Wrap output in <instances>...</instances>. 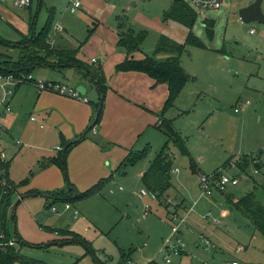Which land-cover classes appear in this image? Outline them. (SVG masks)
<instances>
[{"label": "rangeland", "instance_id": "rangeland-1", "mask_svg": "<svg viewBox=\"0 0 264 264\" xmlns=\"http://www.w3.org/2000/svg\"><path fill=\"white\" fill-rule=\"evenodd\" d=\"M72 1L33 0L30 8L23 9L0 0V38L12 43L6 45L0 42V61L7 66L11 65L10 61H16L23 45L30 42L25 39L37 35L50 14H53L50 42L78 49L85 62L91 61L94 56L97 59V51L100 52L98 54L105 55V47L111 42L118 14H126L129 24L135 30L148 31L143 48L149 55L153 54L162 34L179 42H184L187 38L185 26L163 19L164 10L169 7L171 0H82L83 6L77 13L70 10ZM251 1L254 0H224L219 9H198L194 32L204 47L188 46L182 55L184 68L195 78L186 85L168 113H181L180 116L177 115V125L180 128V124L184 126L181 134L188 149L191 148L195 163L199 165L198 173L201 168L210 175L222 168L230 158L234 159L249 151L255 152L264 146V23H245L239 17V6ZM262 11L264 12V0ZM205 18L214 22L213 33L204 26ZM57 24L65 29L56 30ZM252 28L255 29L254 32H251ZM50 60L54 58L50 57ZM53 68L56 67L40 64L28 72L35 82L54 81L67 85L69 89H77L79 82L85 80L79 75L77 70L81 68L77 66L65 67L66 70ZM68 69H73V72L66 74ZM85 72L87 73L86 70ZM13 73L19 75L18 72ZM87 79V83H83L88 89L86 96L91 103L96 104L99 98L95 80L91 75ZM19 87L18 95L26 89H36L38 92L33 83H23ZM28 94L31 96V93ZM246 101L250 103L247 105ZM237 107L240 108L239 112L235 111ZM154 115L157 120L159 113ZM151 130H154L152 134L148 132L138 140L131 150L132 155L126 156L122 150L112 146L99 155L89 152L87 146H83L86 144L72 148L67 152L66 170L62 167L63 152L56 149L58 143L51 140L35 143L32 139L26 143L27 151L19 153L11 164L9 179L18 185L17 190L22 194L36 191L40 196L26 197L20 201L14 211V219L13 208L10 211L8 229L11 240L16 242V236H20L29 244L18 242L17 247L21 248V252L47 264H96L94 257L88 254L87 248L81 242H59L65 241L63 231L66 230L89 242L98 257H107L106 264H123V252L131 251L130 249L136 252L146 244L147 251L143 255L150 256L159 252V243H162L166 233L169 234V226L161 225L165 230L159 227L165 211L154 196L150 193L147 196L140 194L145 189L142 172L147 171L171 136L163 128L152 127L149 131ZM21 141L25 142L22 139ZM198 147L206 158L204 164L198 158ZM167 148L173 160L175 159V167L180 169L179 173L172 171V180L182 186L180 192L171 189L168 201L175 203V199L187 194L190 206L201 193L205 197L199 204L204 207L209 204L203 210L204 213L211 210L221 221L216 225L217 232L212 239L219 247L215 254L213 250L205 249L204 243L198 242L197 234L202 232V220L198 221L196 217L187 218V223L182 226L186 228L191 224L193 232L191 235H184L189 256L182 264H215L217 261L231 262L233 259L239 264H262L259 258H264V254L258 258L259 263L252 254L259 249L264 252V235L258 232V240L249 245L253 225L229 199L232 196L233 200H238L255 190L254 181L242 173L238 166L229 167L226 175L238 177L239 184L229 185L224 191L214 190L206 197L201 190L200 176L193 174L189 166V156L182 154L173 142ZM143 151V159L136 164L126 165L129 159L133 160ZM121 161L122 164L125 162V166L117 170ZM111 174L112 180L101 192L79 200L61 199V196L68 197L65 192L71 194L69 184L75 191L82 192ZM263 176L264 169L256 179L262 181ZM120 186L122 190L119 189ZM186 187L187 190L184 189ZM110 189L114 192L110 193ZM260 193L261 189L258 195ZM49 195L52 197L47 198ZM14 196L17 198V193ZM56 197L60 199H55ZM213 197L217 201L212 200ZM16 200L14 199V203ZM64 202L78 208L80 214L77 220L68 214L60 217L51 211L50 204L53 203L52 205L62 211ZM147 207L151 211L145 216ZM173 207L169 208L171 212L175 210ZM224 209L228 214H223ZM59 230H63V233ZM248 230L249 237L242 239V233L247 231V234ZM238 241L249 245L247 258L233 251ZM144 251L145 249L142 250ZM155 260L163 264L159 255Z\"/></svg>", "mask_w": 264, "mask_h": 264}, {"label": "crops", "instance_id": "crops-1", "mask_svg": "<svg viewBox=\"0 0 264 264\" xmlns=\"http://www.w3.org/2000/svg\"><path fill=\"white\" fill-rule=\"evenodd\" d=\"M1 1H3L6 4L11 3L12 5H15V0H1ZM251 2L242 3L239 6V9L241 7L247 6ZM32 3H33V0H32ZM82 6H83V1H82ZM81 7L77 11L75 12L71 11V12L77 13L81 9ZM3 8H5V6H3ZM168 8H166L165 10H167ZM122 16H127V15L118 14L115 19V25L117 24V18L122 17ZM56 26L57 25H55V27ZM113 28L114 29L112 31L111 42H109L108 45L105 47L107 51L104 53L105 55L98 54L100 52L97 51V60H98L97 63H93L92 60L89 62L83 61V59L81 58L79 54L80 52L78 50L79 53L77 54V57L79 58V60L87 64L90 68L98 71L100 76L103 78L105 85L107 86V91H106V96H105V104H104L102 120L100 124L94 126V128L90 132H88V134L82 140L76 142L70 148V150L72 148H77L78 146L82 144H86L83 146H87V149L89 150V152L95 155H99L102 151H104V149H109L111 148V146L122 150L124 155L130 154L131 150L134 149V147L137 145L138 140H140L142 136H144L148 132H151L152 134L154 130H151V131L149 130L152 129V127L158 128L157 126L160 125V121L162 124V120H161L162 113H164L163 115L164 118H166L167 120H171L174 129L178 131L180 134H181L182 129H184L183 124L179 125L181 126L182 129L178 127L177 125L178 123L177 115L180 116L181 113H173L171 115L170 113H168V111L170 108L175 106L176 102L178 101L181 93L183 92L186 86L184 87L180 95L177 97L174 105L168 108L166 111H164L163 108H164V105L169 95V88L166 83H157L155 79H153L147 73L142 72V71L129 70V71L119 72L116 70L117 65L122 63L126 58H130V56H128L125 51L119 48L118 31L116 27H113ZM64 29L65 28L63 27V30ZM187 35H188V31H187ZM51 44L52 46L57 47V48L76 49V48L68 47L66 45H60V44L54 45L53 43ZM146 55H149V53L144 50L143 45H142V51L134 52L131 55V57H133L134 59H142ZM167 56L168 54H159L158 58L164 59ZM94 57L92 59H94ZM181 60H182V57H181ZM182 65H183V60H182ZM49 66L56 67V68H63V70H66L64 69L65 67L67 68L75 67L72 65L57 67L55 66V64L49 65ZM77 67L81 68V69H78L77 71L78 73H80L79 75L83 77V79H85V80H82V82H79L78 85L85 86V84L83 83L84 81L85 83H87L86 81H88L87 78L89 77V74L85 72L86 69L84 67H81V66H77ZM56 68H53V69H56ZM72 70L73 69H68L67 71H65V73L66 74L72 73L73 72ZM19 89L20 87L16 89L14 95L12 96L11 113L7 114L4 119L0 118V121H1L0 122V137L2 140V143L0 144V150H2L6 154L7 161H10L9 169L11 167L12 162L17 157V155L19 153H23L27 151L28 144L26 146L25 144L29 143L31 139L32 141H35V143H40V142L44 143V142H47L48 140H51L53 142H56V144L58 143L56 146V149H58L59 152H64L68 144L70 145L71 143L77 141L84 133H86L88 127L92 124L95 118L96 104L91 103V101L86 96V94L88 93L87 88H86L85 95H83L80 92L83 96L87 98V101H83L80 98L72 97L70 95L62 94L58 92L45 91L42 93H38L36 89H32V88H31L32 91H30L29 89H26L22 91L20 95H18L19 93L17 94V92ZM28 93H31V96H29ZM97 95H98V98H100L98 91H97ZM155 113H159L157 120L155 119V115H154ZM169 114L171 115V118ZM31 117H35V120H32ZM17 136L20 137L25 142L23 143L20 138H16ZM181 136L183 137L182 134ZM59 147H62V150H60ZM198 149L200 151L199 147ZM260 149H264V146L255 150V152L249 151L245 153H256ZM189 153H190L189 158L191 159L192 157L194 159L193 154L191 152V148L189 150ZM198 158L200 159V161H202L203 164L205 163L206 158L205 156H203L202 151L198 153ZM190 164H191V161L189 162V166ZM198 167L199 165L195 163V168L198 169ZM172 171L176 173L180 172L179 167H175V159H174V166H173ZM145 172H142V175H144ZM194 173L197 174V177H198L200 176L198 174H202L205 172L201 170L200 168L199 173L197 171H193V174ZM107 177H110V180H109L110 182L113 178V175L111 174ZM107 177H103L101 179H104ZM101 179H99V181ZM171 181L173 184L172 188L180 192L182 186L177 184V182L175 181L173 182L172 173H171ZM107 184L102 188V190L107 186ZM119 189L122 190V186H120ZM184 189L187 190V187ZM17 191L18 190L15 191V193H17V198L16 196H14L15 193L11 196V207L9 209L10 211L13 208V205L20 199H21L20 201H22L26 197H31L34 195L40 196L38 194H34V195L29 194L32 191L27 192L25 194L24 193L22 194L20 191L18 192ZM109 192L113 193L114 191L110 189ZM65 194L69 195V193H66V192ZM207 196L208 195H206V197ZM50 197H52V195H49L47 198H50ZM186 197H187V194L185 195L183 194V196H180V198H177L178 200L175 199V203L170 205L169 207H165L163 204H161L158 201V199L154 197L157 200V202H159L160 207H163L165 211L163 220H160L159 222V227L163 224H167L170 229V224L172 226L170 214L172 212L170 211L169 208L171 206H174L173 208H175L176 210L177 203H178L180 206L177 209L179 210L178 213L180 215L185 213V215L187 214V218L190 217V218L195 219L196 217L198 221L202 220V223L200 222V227L202 229V232L201 234L199 233L197 234V238H199L198 242L200 241L202 244L204 243L203 246L205 249L213 250L215 254H217L219 247L212 239L215 233L217 232L218 227L216 225L219 224L221 221L217 219V217L214 216L213 213L211 216L207 218L203 217L206 213L211 212V210H208L207 212L205 211L204 213L203 210L207 209L209 207V204H207L206 207H204V205L199 204L200 200H202V198L205 197V196H202L201 193L199 195V198L194 200L190 206L188 204ZM14 199H17L15 203H14ZM213 199L214 197L212 198V200ZM214 200L217 201L216 199ZM234 201H237V200H234ZM52 204L50 205L53 206ZM198 205H200L199 208L197 207ZM74 209L78 210V208H74ZM150 211L147 213V215H149ZM10 214L11 213H9V215ZM67 214L73 217L71 210L63 211L58 215L62 217ZM79 214L76 218L73 217V219L77 220L79 218ZM223 214H228V211L224 209ZM220 216L221 215L219 214V217ZM161 227L165 230L163 226ZM181 228H182L181 235L183 238L185 234H186L185 236H187L188 234L191 235L193 232L192 230L193 227L191 224L187 225L186 228L183 226ZM169 229H168L169 234L165 232L166 233L165 238L164 239L162 238V241H161L162 243H159V248H158L159 252L153 255L151 254L150 256L143 255L142 253H145L147 251L148 246L146 244L144 247L138 248L136 252L134 249H130L131 251H128V252H123L121 256L122 258L121 262H123V264H160L159 262L155 260L156 256L159 255L160 257H162L163 264L164 263L165 264H182L183 260L187 259V257L189 256V253L186 251V248L180 255H173L171 263H168L165 260L164 256L162 255L163 253L161 252V248L163 246V243L171 235V230ZM59 231L62 232L63 230H59ZM63 232L65 233V237H64L65 241L63 240L64 242H62L61 240L59 242L61 244L73 243L74 241L71 240L72 231L66 230ZM246 232L247 231H244L242 233V237H241L242 239L245 237H249L248 236L250 234L249 230L247 234ZM55 233H58V231L56 230ZM205 239L210 240V242L212 243V246L211 245L207 246L205 243ZM257 240H258V231L253 229L251 231V235L249 238V245L251 243H255ZM14 244L17 247V243H14ZM239 246H243V247L245 246V247L242 250H240ZM248 246L244 245L243 242L238 241V243L233 247V251H235L237 254L243 255L244 258H247L249 254ZM17 248L21 250V248L19 247ZM144 249L145 251L142 252V250ZM135 253H139V254L135 255ZM263 254H264L263 250L259 249L258 252L254 253V255L252 254V256L254 257L257 263L260 262L259 260H262V264H264V258H259L260 256L263 257ZM98 258L102 264H106V262H108L106 260L107 257L104 259L99 256ZM233 261H237V260L233 259L231 262L228 260L227 261L225 260V262L217 261L214 263L215 264H230Z\"/></svg>", "mask_w": 264, "mask_h": 264}, {"label": "trees", "instance_id": "trees-1", "mask_svg": "<svg viewBox=\"0 0 264 264\" xmlns=\"http://www.w3.org/2000/svg\"><path fill=\"white\" fill-rule=\"evenodd\" d=\"M52 13V12H51ZM53 14H50L43 29L36 35L25 40H30L29 43L24 44L23 49L16 61H10V66L3 64L0 61V73L18 72L29 73V69L34 66L45 64L61 66H81L87 70V73L93 76L97 90L99 93V101L96 103V115L92 124L88 127L83 137L73 143H71L63 152L62 167L66 170V154L70 148L78 141L82 140L88 132H90L94 126L100 124L102 120L105 96L107 86L105 85L103 78L100 76L97 70L90 68L87 64L81 62L77 57L78 49H62L52 46L49 39V32L51 30V22ZM164 21H174L186 27L188 31L187 38L184 42H179L176 39L162 34L159 37L156 49L152 55H146L142 59H134L131 55L136 51H142V45L148 36L147 30H135L128 22L127 16L117 18L116 28L118 31V46L120 49L126 52L130 58H126L122 63L117 65V71H129L136 70L147 73L150 77L155 79L157 83H166L169 88V95L164 105L163 110L166 111L172 107L180 95L184 87L188 82L193 80V77L182 65L181 57L186 51L188 46L204 47L201 39L195 34L194 26L198 19V12L195 10L187 0H172L170 7L163 13ZM204 26L209 32H214V22L205 18ZM0 42L10 45L5 40L0 38ZM20 43V42H19ZM18 44V43H16ZM19 46V45H16ZM159 54H168L164 59L158 58ZM53 57L54 60H50ZM51 61V62H50ZM7 62V61H5ZM162 124L157 127L165 129L170 133L171 139L166 143V147L160 150L156 158L152 161L147 171L143 175L144 188L152 194L158 201L165 207H169L174 204L172 201H168L169 192L171 191L173 184L171 181V173L174 166L173 156L170 155L167 148L170 142L176 145L182 154L190 156L188 147L181 134L173 127L171 120L164 118V113L161 114ZM262 150V149H260ZM133 153L130 152V155ZM253 154L247 153L241 156V161L238 163V167L242 173L248 174L249 178L254 181L255 190L246 193L242 198L234 201L230 196V201L234 204L237 210L245 215L252 223L253 228L264 235V178L262 181L256 179L257 174L252 172L253 166L260 170V173L264 169V164L253 165ZM145 151L136 155L131 160L129 159L126 165L136 164L139 160L143 159ZM232 160L230 158L227 162ZM127 161V160H126ZM191 168L193 171H197L195 168V161L191 157ZM9 163L10 161H0V178L2 183L0 184V264H47L43 261L36 260L25 256L15 244H11V234L8 229V218L11 207V196L17 190L15 183L9 179ZM225 164V165H226ZM125 166V162L118 167V170ZM258 174V175H259ZM264 177V176H263ZM110 177L101 179L96 184L91 186L85 191H75V188L69 184V190L71 192L67 198L61 196L62 200H79L89 198L96 193L102 191V188L109 182ZM261 189V193L258 192ZM29 194H40L39 192H30ZM49 194V193H48ZM55 199H60L56 197ZM179 204L175 212H178ZM15 216V214H14ZM14 219V218H13ZM73 234V233H72ZM72 241L81 242L87 248L88 254H91L97 264H102L99 258L95 255L91 244L77 234H73ZM16 236V235H15ZM15 243H22L29 245L20 236H16ZM63 242V241H62Z\"/></svg>", "mask_w": 264, "mask_h": 264}, {"label": "built area", "instance_id": "built-area-1", "mask_svg": "<svg viewBox=\"0 0 264 264\" xmlns=\"http://www.w3.org/2000/svg\"><path fill=\"white\" fill-rule=\"evenodd\" d=\"M190 5L195 10H209V9H219L223 6L224 0H189ZM15 5L19 8H29L32 6V0H15ZM82 6V0H73L70 5V10L72 12L77 11ZM56 30H63V26L61 24H57L55 27ZM255 29L252 28L251 32H254ZM93 63H97V59H92ZM23 83H29L34 84L38 90L39 93L45 92V91H51V92H58L62 94H67L72 97L80 98L83 101H87V98L83 96L78 89H69L67 85L62 83H57L54 81H40L35 82L32 80V76L27 73L25 75L20 73L18 76L15 75L13 72L8 73H0V118L4 119L5 116L9 113H11V99L14 95L16 89ZM249 101H246L245 104H249ZM242 106V105H241ZM236 112L240 111V108L237 107L235 109ZM32 120H35V117H31ZM161 124V121H160ZM2 143L1 137H0V144ZM60 150H62V147H59ZM243 154H240L239 156H236L234 159L224 165L222 168L218 169L217 171L211 173L210 175H207L205 173H202L200 175V185L201 190L203 194L210 196L214 190H221L224 191L227 186L229 185H237L239 184L240 179L236 176H228L226 175V170L229 167L238 166V163L241 161V156ZM0 161H7L6 154L0 150ZM256 164H264V149L258 150L256 153L253 154V165ZM252 172L254 174H259L260 170L253 166ZM245 174V173H244ZM246 176H249L246 174ZM2 183V180L0 178V184ZM149 192L146 189L141 190V195L145 196ZM64 207L62 211H59V209L53 205L51 206V211L55 214H60L63 211L71 210L73 217L76 218L79 214V211L77 209H74L72 205L69 202H64ZM150 211V207H147L145 210V215ZM212 215V212L206 213L203 217L207 218ZM172 226H171V235L169 238H167L163 246L161 248V252L163 253V256L165 260L168 263H171L172 256L173 255H180L185 250V242L184 238L181 235V227L184 225L187 221V214L186 215H180L178 212H172L170 214ZM13 240V239H12ZM10 241L11 244H14L15 241ZM206 245H211L212 243L210 240L205 239ZM244 247L239 246V249L242 250ZM230 264H238L237 261H233Z\"/></svg>", "mask_w": 264, "mask_h": 264}, {"label": "water", "instance_id": "water-1", "mask_svg": "<svg viewBox=\"0 0 264 264\" xmlns=\"http://www.w3.org/2000/svg\"><path fill=\"white\" fill-rule=\"evenodd\" d=\"M262 2L263 0H254L247 6L241 7L239 9V17L240 19L245 23H251L254 21L263 22L264 23V12L262 11ZM77 89L85 95L86 88L83 85H79ZM84 135H82L79 139H81ZM78 139V140H79ZM69 146V144L66 146V148ZM21 200V199H20ZM18 200L13 205V212H12V218H14V211L19 203Z\"/></svg>", "mask_w": 264, "mask_h": 264}]
</instances>
